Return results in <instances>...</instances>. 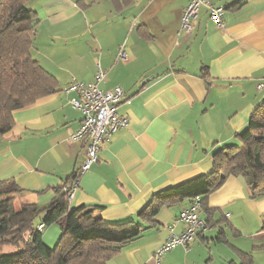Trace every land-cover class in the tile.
<instances>
[{"label":"crops","instance_id":"1","mask_svg":"<svg viewBox=\"0 0 264 264\" xmlns=\"http://www.w3.org/2000/svg\"><path fill=\"white\" fill-rule=\"evenodd\" d=\"M124 1H30L40 19L31 55L58 90L15 110L13 127L0 137V179L13 177L22 188L15 208L48 205L80 170L85 142L70 136L82 113L64 88L72 79L92 81L98 65L101 88L123 89L118 112L129 123L110 135L68 199L103 205L111 221L139 220L157 191L208 173L214 153L238 143L236 134L264 102V0H207L224 8L223 25L201 5L189 33L181 15L191 0ZM121 45L125 61L117 59ZM187 202L163 205L107 264H231L242 252L264 264V196L251 199L245 179L233 175L204 199V225L187 248L155 260L161 243L182 231L176 217ZM45 229L50 246L59 227Z\"/></svg>","mask_w":264,"mask_h":264},{"label":"trees","instance_id":"2","mask_svg":"<svg viewBox=\"0 0 264 264\" xmlns=\"http://www.w3.org/2000/svg\"><path fill=\"white\" fill-rule=\"evenodd\" d=\"M27 2L0 0V137L13 127L15 110L58 90L54 75L31 55L40 19ZM236 138L237 144L214 153L208 173L157 191L139 211V220H107L101 215L103 205L71 206L64 189L72 187L79 171L64 181L46 206L25 203L15 208V197L22 188L13 177L0 179V245L14 247V251L0 254V264H107L153 224L152 218L163 205L197 200L202 211L206 196L231 175L245 179L251 199L264 196V102L253 111ZM41 223L43 228L38 229ZM52 224L61 231L55 246L43 240L44 229ZM240 254L241 261L231 264H251L250 255Z\"/></svg>","mask_w":264,"mask_h":264},{"label":"built area","instance_id":"3","mask_svg":"<svg viewBox=\"0 0 264 264\" xmlns=\"http://www.w3.org/2000/svg\"><path fill=\"white\" fill-rule=\"evenodd\" d=\"M201 5L208 7L210 18L217 27L223 25L224 8L222 6L210 5L207 0H191L181 15L182 31L186 33L191 31V20L196 16ZM127 56V51L121 45L117 59L125 61ZM104 78L105 72L98 65L92 81L83 82L72 79L64 88L65 93L74 92L76 94L69 99V103L82 113L79 127L70 136L71 142H85V159L79 174L87 171L96 162L99 150L110 141V135L117 129L126 127L129 123V119L118 112V104L124 96L123 89L120 86H115L112 89L101 88L100 83L104 81ZM261 86L258 84L257 87ZM77 183L78 178L73 181L71 188L65 187L64 190L71 196V190L75 189ZM200 212V203L197 200L187 204L179 211L176 221L182 224L183 229L178 234L171 232L172 234L161 243L155 253V260L159 261L163 254L178 245L187 248L197 230L204 225L200 218ZM41 228H43L42 223L38 225V229Z\"/></svg>","mask_w":264,"mask_h":264},{"label":"rangeland","instance_id":"4","mask_svg":"<svg viewBox=\"0 0 264 264\" xmlns=\"http://www.w3.org/2000/svg\"><path fill=\"white\" fill-rule=\"evenodd\" d=\"M31 1V0H30ZM27 2V6L28 7H30L31 8V2ZM36 1V0H35ZM38 1V0H37ZM49 227V226H48ZM48 227H46V229L48 228ZM45 229V230H46ZM60 235H61V231H60V229H59V233H58V235L56 236V238H55V240H54V242L50 245V246H55V244H56V242L58 241V239L60 238ZM12 251H14V247L13 246H11V245H0V254H2V253H8V252H12ZM164 255V254H163ZM162 255V256H163ZM161 256V257H162Z\"/></svg>","mask_w":264,"mask_h":264}]
</instances>
